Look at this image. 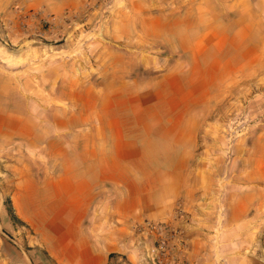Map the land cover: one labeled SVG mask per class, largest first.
<instances>
[{
	"label": "crops",
	"instance_id": "0c3cea01",
	"mask_svg": "<svg viewBox=\"0 0 264 264\" xmlns=\"http://www.w3.org/2000/svg\"><path fill=\"white\" fill-rule=\"evenodd\" d=\"M86 2L34 0L36 6L60 13ZM260 2L193 0L187 12L171 19L167 15V23L153 35L175 38V51L192 56L196 67L166 62L167 70L146 85L131 76L120 78L117 72L85 83L66 77L67 81L51 82L57 90L49 98L64 101L60 108L0 109L2 151L9 155L6 146L20 143L24 156L31 155L35 165L43 156L49 170L23 181L18 195L27 199H19L15 206L22 213L24 207L35 213L49 208L55 213L53 222L65 220L70 228L82 230L80 243L101 246L84 258L102 263L106 255L118 251L110 245L119 242L121 229L131 235L136 223L164 222L179 202L193 212L202 181L198 173L202 121L227 70L240 68L250 51L259 50L263 27L257 22L264 19L257 9ZM163 50L172 51L173 46ZM227 52L235 54L237 62L233 56L226 60ZM42 116L50 119L46 130ZM241 170L237 177L243 181L264 179V164L257 163L251 172L248 165ZM236 192L227 205L231 215L219 241L220 255L225 264H264V238L257 231L262 226L249 219L253 214L259 219L264 212V190ZM200 225L204 224L185 229L183 257L188 264H214L211 236L200 232L211 226ZM105 229L115 232L97 235L94 241L93 230Z\"/></svg>",
	"mask_w": 264,
	"mask_h": 264
},
{
	"label": "rangeland",
	"instance_id": "374dc122",
	"mask_svg": "<svg viewBox=\"0 0 264 264\" xmlns=\"http://www.w3.org/2000/svg\"><path fill=\"white\" fill-rule=\"evenodd\" d=\"M192 1L88 0L78 9L60 13L46 5L36 6L34 0H0V109L60 108L64 101L49 98L57 90L51 82L66 77L85 83L117 72L120 78L131 76L137 84L146 85L167 70L166 62L171 65L178 61L184 68L198 66L192 56L175 51V38L153 35L160 33L167 15L171 19L173 14L187 12ZM261 1L257 9L264 17ZM257 23L263 27L259 29L263 34L259 50L248 53L243 68L227 70L222 84L213 91L216 100L207 106L210 112L198 136L202 181L193 212L179 202L166 221L135 224L170 226L174 233L168 238V251L153 259L155 239L133 226L131 235L121 229L119 242L110 245L118 251L106 255L105 263L85 260L88 253L101 246L80 243L82 230L70 228L65 220L53 222L55 213L49 208L35 213L24 207L22 213L15 206L19 199H27L18 195L23 181L35 172L47 174L49 170L43 156L35 165L31 155L21 153L20 143H13L6 146L11 150L9 155L0 146V264H188L183 257L187 250L183 234L195 223L211 226L200 232L211 236L214 264H225L219 241L231 215L227 207L230 195L235 197L240 189L264 190V179L243 181L237 177L243 166L248 165L251 172L257 163L264 164V19ZM171 46L172 51L163 50ZM225 54L226 60L233 56L237 62L235 54ZM129 62L136 67L129 68ZM40 119L42 130H46L49 117ZM8 200L18 222L10 213ZM66 215L62 213L63 219ZM253 215L249 219L261 224L257 231L264 238V212L259 219ZM112 232L93 230L94 241L97 235L109 236Z\"/></svg>",
	"mask_w": 264,
	"mask_h": 264
},
{
	"label": "built area",
	"instance_id": "2783aa9c",
	"mask_svg": "<svg viewBox=\"0 0 264 264\" xmlns=\"http://www.w3.org/2000/svg\"><path fill=\"white\" fill-rule=\"evenodd\" d=\"M134 230H138L140 233L147 236H152L155 239L157 247H153L151 250L152 258H159L165 251H168L169 237L173 236L170 226L164 224H153L151 222L145 223L144 226H134Z\"/></svg>",
	"mask_w": 264,
	"mask_h": 264
},
{
	"label": "trees",
	"instance_id": "16d2710c",
	"mask_svg": "<svg viewBox=\"0 0 264 264\" xmlns=\"http://www.w3.org/2000/svg\"><path fill=\"white\" fill-rule=\"evenodd\" d=\"M8 204H9V206H10V208H11L10 213H11L12 217L18 222V220L16 219V216H14V213H13V211H12V207H11V202H10V200H8Z\"/></svg>",
	"mask_w": 264,
	"mask_h": 264
}]
</instances>
